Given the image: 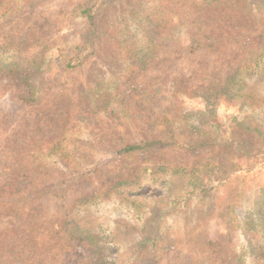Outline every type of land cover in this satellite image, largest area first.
<instances>
[{
    "label": "rangeland",
    "instance_id": "rangeland-1",
    "mask_svg": "<svg viewBox=\"0 0 264 264\" xmlns=\"http://www.w3.org/2000/svg\"><path fill=\"white\" fill-rule=\"evenodd\" d=\"M215 1L0 4V264H89L103 255L92 240L117 246L115 264H264L241 254L232 220L264 200V60L239 74V94L205 98L264 57V0ZM93 4L91 27L77 12ZM161 20L171 50L132 70ZM108 97L124 104L122 116L104 112ZM166 118L201 146L121 153L120 139L158 138ZM64 136L70 160L40 168L33 153ZM197 181L206 196L186 198ZM153 236L149 250L141 242Z\"/></svg>",
    "mask_w": 264,
    "mask_h": 264
},
{
    "label": "trees",
    "instance_id": "trees-1",
    "mask_svg": "<svg viewBox=\"0 0 264 264\" xmlns=\"http://www.w3.org/2000/svg\"><path fill=\"white\" fill-rule=\"evenodd\" d=\"M215 1V0H213ZM217 1V2H216ZM215 4L223 5L228 0H216ZM241 3L245 4L246 6L251 7L252 2H257V0H237ZM0 4L2 7H4V0H0ZM255 4V3H254ZM257 10V7L254 8ZM98 8H95V4L93 6H84L81 8L77 15L84 16L88 24L93 27L95 26V20H96V11ZM251 11H253L251 9ZM224 13V11H222ZM227 18V15L223 14L221 17V20H225ZM155 26H152L153 28L150 29L149 32H147V48L148 50L144 53H141V49H138L134 54H132L133 60H135V63L132 65V70H139L142 67L146 65V63L156 58L157 54L159 53V50L165 49V50H171L167 46L162 45L161 40L159 39V32L158 29H160L162 26H164L163 21L161 20L158 22V24H154ZM170 26V25H169ZM172 27V26H170ZM164 34V33H163ZM162 34V35H163ZM143 54V55H142ZM264 57L262 55H257V58H250L248 62L242 63L240 66H238L237 72L233 74L230 79H228L227 83L219 89H214L210 92L211 97H205L207 100L212 101L219 98H232L235 93L239 94L242 90L240 84H235L238 80L239 74L242 75L244 71L246 70H252L256 66L259 65L260 61H263ZM238 62H241V59H238ZM67 68H74L71 64L67 65ZM21 70H19L18 67L13 68L11 70L12 73L20 74ZM102 88H99L97 93H101ZM109 91H104V94H107ZM211 98V99H209ZM100 99L99 97L96 99ZM110 99V97H108ZM84 99L81 98L80 101H83ZM96 100L92 99L90 103L95 106ZM86 101V100H85ZM124 110H126V107L123 103L117 102L114 99L107 100L106 107L104 108V112L106 114H109V116H122ZM127 114V113H126ZM125 115V114H124ZM49 116V115H48ZM44 122H48V118L44 120ZM73 124H76L78 128H80V124L82 123V120L80 118H77L76 120L72 121ZM158 120L156 119H149L147 121V126L153 127L155 123H157ZM50 125L51 122H48ZM68 126V125H67ZM77 127L75 129L77 130ZM70 128V126H68ZM162 135H160L158 138H151V139H144L140 141L139 143H134L131 145H124V142L120 139L119 143L122 146L121 153H137V152H145V151H151V150H159L164 147H174V148H184L187 147L188 149H196L201 145H197L193 140H187L182 139L181 136L177 135L176 133V127L174 123L171 121H167L166 119H162ZM68 132V131H67ZM67 137L64 136L62 138H58L54 140L53 142H47L42 147H38L37 151L33 153L32 159L40 165V168H44L43 162L47 161L50 158H57L63 161H69L71 154H69V151L67 150ZM42 162V163H41ZM34 181H22L21 184H23V188H28L33 185ZM198 183V181H197ZM195 185H191V190L189 193L186 194V198H188L189 195L192 194H200L202 196H206L207 191L204 189H201L199 186L200 183ZM171 205H174L173 202ZM233 221L237 226L240 227L244 237H245V245L242 248L241 254H247L251 255L255 258L261 259L264 261V200L255 207L254 210L251 212L246 213V215L242 219H238L235 215L232 217ZM229 224V223H228ZM65 233H67L66 237L69 239H88L90 240L91 237H85L83 235H75V231L71 229H66ZM156 238L153 236L149 239H145L141 242L142 245H149L146 248L149 250L156 249ZM94 249L102 250L103 255L102 257H98L94 255L93 261H91L89 264H115L118 258V250L116 245L110 244V243H102L100 242H93ZM118 249V248H117ZM239 258L241 256L239 255ZM4 259V256H3ZM240 261V259H239ZM199 264H203L202 261L199 262ZM213 264V263H211ZM240 264V262H239Z\"/></svg>",
    "mask_w": 264,
    "mask_h": 264
}]
</instances>
